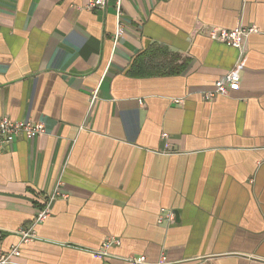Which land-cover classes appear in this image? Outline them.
<instances>
[{
  "label": "crops",
  "instance_id": "crops-1",
  "mask_svg": "<svg viewBox=\"0 0 264 264\" xmlns=\"http://www.w3.org/2000/svg\"><path fill=\"white\" fill-rule=\"evenodd\" d=\"M90 1L0 0V117L46 125L0 148V253L68 195L3 264H264V0ZM237 24L243 49L209 36ZM154 45L180 73L131 69Z\"/></svg>",
  "mask_w": 264,
  "mask_h": 264
},
{
  "label": "built area",
  "instance_id": "built-area-1",
  "mask_svg": "<svg viewBox=\"0 0 264 264\" xmlns=\"http://www.w3.org/2000/svg\"><path fill=\"white\" fill-rule=\"evenodd\" d=\"M117 15L119 19L121 18L122 12V1L117 0ZM88 8H105L107 3L106 0H91ZM260 29L256 25L245 26L243 24H237L235 28L229 29L225 27H214L209 36L211 39L224 42L231 45L234 48L243 49L246 43V38L251 33H259ZM123 30L121 29V25L118 27L117 38L121 36ZM241 62L237 61V63L230 68V70L223 75V77L216 82V86L213 90H209L208 92L204 93L203 98L206 100L212 99L215 96H230L232 92L238 91L241 88ZM96 90L94 92V96L91 99V102L94 103V99L97 95ZM177 102H181V100H177ZM46 131V125L42 121L35 122L33 120H16L12 119L10 116H2L0 117V148L10 144V142L16 140L19 137H27L33 138L38 136L39 134H43ZM57 197L67 198L68 195L62 193L60 190H55L54 193L49 197L48 202L45 203V206L41 208L38 215L36 216L35 223L31 226L22 227L18 230L20 234V242L14 244L11 247V250L8 253H0V264H3L10 260L13 255H20L21 244H27L29 242L34 241L37 239V234L35 232V225L37 223H41V221L46 220L47 217L51 214V202L55 200ZM169 220H173L175 215L170 211L167 214ZM120 243V240L113 237L107 239L102 242L100 245V249L93 251L94 256L98 259L103 258L105 255L108 254L109 248L114 245ZM163 259L165 255H162ZM126 259L131 262V264H146L148 259L145 255L143 256H129Z\"/></svg>",
  "mask_w": 264,
  "mask_h": 264
},
{
  "label": "trees",
  "instance_id": "trees-1",
  "mask_svg": "<svg viewBox=\"0 0 264 264\" xmlns=\"http://www.w3.org/2000/svg\"><path fill=\"white\" fill-rule=\"evenodd\" d=\"M157 49L161 50V53H157ZM153 52H155L156 56L160 57L161 59L162 57H168V60H166L165 63H159V65L157 66H150L147 61L150 59V55L153 54ZM180 60V54L171 52L169 53L168 48L154 45L149 50L140 52L138 54V56L136 57V61L131 69H134L135 72L140 75H159L165 73L175 74L180 73L182 68H184L186 65L187 59H184L181 63L179 62Z\"/></svg>",
  "mask_w": 264,
  "mask_h": 264
}]
</instances>
